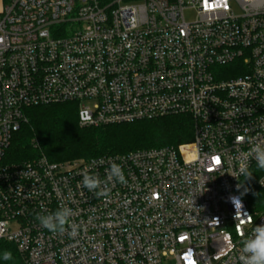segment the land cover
Listing matches in <instances>:
<instances>
[{"label": "built area", "instance_id": "2783aa9c", "mask_svg": "<svg viewBox=\"0 0 264 264\" xmlns=\"http://www.w3.org/2000/svg\"><path fill=\"white\" fill-rule=\"evenodd\" d=\"M0 1V242L25 264H241L264 225V199L250 206L238 175L264 142V0ZM66 103L81 127L188 116L193 140L8 163L26 110ZM113 162L126 182L107 197L82 186L85 171L104 181ZM249 168L264 194V170ZM61 206L70 227L54 234L36 214Z\"/></svg>", "mask_w": 264, "mask_h": 264}, {"label": "trees", "instance_id": "16d2710c", "mask_svg": "<svg viewBox=\"0 0 264 264\" xmlns=\"http://www.w3.org/2000/svg\"><path fill=\"white\" fill-rule=\"evenodd\" d=\"M25 113L27 122L13 136L5 155L10 164L28 163L41 157L51 163L92 160L140 150L177 147L193 140V124L188 116L81 127L79 108L75 103L32 107ZM252 172V177L244 181V194L249 205L255 206L256 201L264 199V194L258 189V176ZM5 250L11 251L13 259H0V264H25L13 244L0 242V255Z\"/></svg>", "mask_w": 264, "mask_h": 264}, {"label": "clouds", "instance_id": "9594fccd", "mask_svg": "<svg viewBox=\"0 0 264 264\" xmlns=\"http://www.w3.org/2000/svg\"><path fill=\"white\" fill-rule=\"evenodd\" d=\"M255 160L257 168L264 170V142L255 143L247 153H243L239 163L238 175L244 176L245 180L252 177L249 161ZM82 186L90 192H94L98 197H107L110 193L109 184L116 182L125 183V176L121 165L113 162L106 173V180L102 181L97 174H89L85 171L83 174ZM236 177V176H233ZM237 178V177H236ZM238 179V178H237ZM240 185H238L239 187ZM234 201L235 207L239 210L242 204L238 198H230ZM236 213V220L238 219ZM240 213V212H239ZM73 210L67 206H61L54 212L37 213L36 219L39 223L51 233H65L70 227V218ZM244 216V215H243ZM244 218L249 219L251 215ZM74 234V233H72ZM0 259L10 261L13 259L11 251L5 250ZM241 264H264V225L256 226L250 237L243 241L241 255L239 257ZM193 264L196 261L193 260Z\"/></svg>", "mask_w": 264, "mask_h": 264}, {"label": "rangeland", "instance_id": "374dc122", "mask_svg": "<svg viewBox=\"0 0 264 264\" xmlns=\"http://www.w3.org/2000/svg\"><path fill=\"white\" fill-rule=\"evenodd\" d=\"M2 9H3V5H2V2L0 1V12H2ZM186 15H187V20L191 21L193 19L192 12H187ZM74 161H87V160L86 159H76V160H71V161H66V162H74Z\"/></svg>", "mask_w": 264, "mask_h": 264}, {"label": "crops", "instance_id": "0c3cea01", "mask_svg": "<svg viewBox=\"0 0 264 264\" xmlns=\"http://www.w3.org/2000/svg\"><path fill=\"white\" fill-rule=\"evenodd\" d=\"M0 14H1V12H0Z\"/></svg>", "mask_w": 264, "mask_h": 264}, {"label": "snow or ice", "instance_id": "6c2138e0", "mask_svg": "<svg viewBox=\"0 0 264 264\" xmlns=\"http://www.w3.org/2000/svg\"><path fill=\"white\" fill-rule=\"evenodd\" d=\"M217 162H219V161H217Z\"/></svg>", "mask_w": 264, "mask_h": 264}]
</instances>
